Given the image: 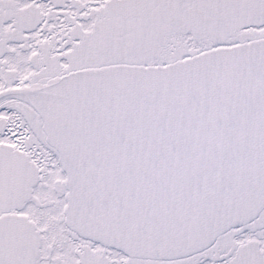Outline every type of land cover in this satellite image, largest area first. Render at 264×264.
<instances>
[{"label":"snow or ice","instance_id":"obj_1","mask_svg":"<svg viewBox=\"0 0 264 264\" xmlns=\"http://www.w3.org/2000/svg\"><path fill=\"white\" fill-rule=\"evenodd\" d=\"M0 264H264V0H0Z\"/></svg>","mask_w":264,"mask_h":264}]
</instances>
